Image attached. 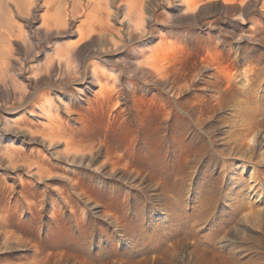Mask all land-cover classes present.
<instances>
[{
	"label": "bare ground",
	"instance_id": "6f19581e",
	"mask_svg": "<svg viewBox=\"0 0 264 264\" xmlns=\"http://www.w3.org/2000/svg\"><path fill=\"white\" fill-rule=\"evenodd\" d=\"M219 1L240 10L233 16L241 36L264 41V20L252 13L264 19V0ZM203 2L0 0V79L8 93L0 103V262L95 264L82 249L92 244L90 227L107 240L129 231L131 187L159 183L155 166L176 181L179 168L212 149L205 126L228 110L230 150L253 155L255 59L224 67L211 52H194V26L168 15H188ZM37 114L43 127L32 121ZM210 198L215 203L217 194ZM218 233L208 242L212 252Z\"/></svg>",
	"mask_w": 264,
	"mask_h": 264
},
{
	"label": "rangeland",
	"instance_id": "374dc122",
	"mask_svg": "<svg viewBox=\"0 0 264 264\" xmlns=\"http://www.w3.org/2000/svg\"><path fill=\"white\" fill-rule=\"evenodd\" d=\"M205 1L188 15L176 9H168V15L171 20H183L185 25L194 26V52L202 50L201 55L211 52L214 56L209 55L220 58L224 67L225 63L233 60L241 65L245 59H255L260 74L255 82V96L252 97L257 105L253 106L259 109L257 137L251 151L253 155L240 148L237 151L230 150L227 120L232 114L229 110L226 112L227 117L206 124L213 150L207 151L197 163L191 162L185 170L179 168L176 181L161 176L166 167L155 166L159 183L146 181L131 187L129 197L133 214L129 223L131 227L126 228L129 231L124 234L117 231L113 233V239L107 240L103 236L105 232L102 233L98 225L96 228L90 227L94 229L90 231L94 236L92 238L90 234L92 244L90 240L84 242L83 255L89 250L94 254L97 264H207L213 259L219 264H264V41L258 36H241L240 28L243 27L240 17L233 16V12L240 13V10L224 9L219 0ZM252 13L259 21L264 20L258 9ZM212 28L213 32L210 33L209 29ZM221 36L225 37L224 42ZM236 50L238 56L233 53ZM225 59L227 61H223ZM7 97L8 93L3 89L0 79V103ZM32 117L38 127L47 123L41 114ZM225 170L229 172L225 173ZM9 177L15 181V176L10 174ZM179 177L184 179L181 186L178 185L181 181H177ZM118 183L120 186L116 187H122ZM213 194H217V200L210 204L209 199ZM228 195L230 198H226ZM240 197L242 202L237 205L236 201ZM248 201L252 202L254 209L250 215L246 214ZM138 202L139 209L136 207ZM101 219L100 216L97 220L101 228L105 229L106 224ZM216 231L219 233L215 251L212 252L208 242ZM61 262L59 264H78L71 260ZM0 264L10 263L1 261Z\"/></svg>",
	"mask_w": 264,
	"mask_h": 264
}]
</instances>
